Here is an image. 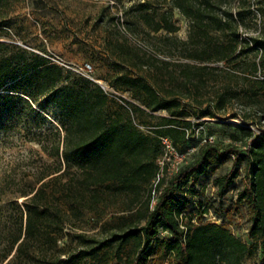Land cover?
<instances>
[{"label": "trees", "instance_id": "obj_1", "mask_svg": "<svg viewBox=\"0 0 264 264\" xmlns=\"http://www.w3.org/2000/svg\"><path fill=\"white\" fill-rule=\"evenodd\" d=\"M162 1L168 5L166 10L155 14L143 10L140 14L149 31H164L171 48L199 64H175L178 68L169 72L167 87L155 80L166 89L163 95L139 76L118 74L112 84L123 83L151 111L166 110L169 116L161 117L156 139L160 142V136L169 137L174 148L183 153L189 149L190 126L183 119L185 99L197 107L205 103L209 114L224 112L232 100H241L252 107L243 114L245 119L258 112L264 115V35L259 30L254 36L240 37L250 0H236V7L232 5L235 0ZM138 5L144 9L147 2ZM173 10L188 23L183 40L171 36L178 29L172 20ZM121 47L118 60L137 66ZM249 57L251 64L240 77L245 85L241 94L222 82L210 96L199 92L207 81V62L239 63ZM47 94L60 113V126L41 130L47 121L46 107L37 103ZM107 102V93L94 80L77 73L64 74L57 64L0 42V126L5 129L10 124L14 129L25 117L30 131L27 138L38 147L0 168V264H240L250 246L227 225L203 221L201 215L196 220L190 215L182 219V214L190 208L192 194H199L198 177L233 155L230 169L215 176L213 183L222 196L243 161L244 180L236 203L250 208L249 234L253 236L261 227L264 212V132L240 127L248 136L243 151L234 145L222 148L205 141L196 158L158 179L156 186L161 191L151 205L157 166L154 155L148 153L149 138L130 117L117 110L106 112ZM134 108L143 112L140 106ZM144 184L148 186L141 199L138 193ZM130 194L133 198L120 211L137 216L135 220L125 218V226L110 230L106 237L99 232L108 220L95 232L85 229L89 218L97 224L106 213L117 212L110 209L111 199ZM198 204L203 207L200 201ZM203 209L205 212L207 207ZM160 230L169 236L160 238ZM130 240L139 254L131 252L123 258L120 249Z\"/></svg>", "mask_w": 264, "mask_h": 264}, {"label": "rangeland", "instance_id": "obj_2", "mask_svg": "<svg viewBox=\"0 0 264 264\" xmlns=\"http://www.w3.org/2000/svg\"><path fill=\"white\" fill-rule=\"evenodd\" d=\"M141 2H147L144 9L138 5ZM232 5L236 7L237 1L232 2ZM248 5L249 11H246L244 21L240 24V37L254 36L259 30L264 35V0H250ZM167 8V3L162 0H0V42L33 52L57 64L64 74L77 73L98 83L108 96L106 112L111 114L117 110L124 114V117H130L132 124L148 136V153L154 155L153 160L158 172L157 160L162 153V147L156 139L155 130L162 123L161 117H167L169 113L164 109L151 111L145 108L128 89H125L123 83L116 81L114 85L112 82L114 83V77L118 74L139 76L153 84L159 94L163 95L166 89L160 85L169 86L167 76L170 71L177 70L175 64H199L195 59L182 57L179 49L171 48L173 45L164 39V31L150 32L140 15L143 10L155 14ZM172 20L178 29L171 36L185 39L187 20L176 10H173ZM118 46H122L124 53L130 54L131 62L137 66H128L118 60ZM249 59L251 57L230 64L207 62L209 69L204 73L207 81L199 92L203 96H210L222 82L228 83L241 94L245 85L240 77L249 68ZM155 80L160 85H156ZM182 102L183 119L190 122L187 128V144L191 148L184 163L196 158L199 146L205 141L213 142L222 148L234 145L241 151L245 150L248 136L239 131L240 127H247L252 133L264 132V115L260 116L259 112L251 114L250 120L243 117V114L252 108L245 101L232 100L224 112L213 114L208 113L210 108L205 103L197 107L187 99ZM37 105L46 107L44 112L47 121L40 129L52 126L59 128L60 113L53 106L52 96H40ZM121 106H124V109ZM138 106L143 112L134 108ZM126 107L131 109V113ZM25 119L24 117L17 123L14 129L10 124L5 129L0 126V168L8 160L27 156L28 149H38L37 145L27 138L26 134L30 131ZM232 161L233 155H230L222 164L210 167L198 177L199 194H192L193 202L188 210L183 211L182 219L185 215H190L192 220H196L201 215L203 221L227 225L237 238L250 246L249 251L241 257L240 264H264V212L261 227L252 236L249 234L250 208L246 204L236 203V193L244 180L243 161L224 194L218 196L216 193L213 178L227 172ZM147 186L142 185L138 193L141 199L146 194ZM133 196L134 194L122 195L116 200L111 199L110 209L113 208L112 210L117 212L106 213L97 224L89 218L85 229L90 233L95 232L99 230L101 222L108 220L109 223L99 232L100 236L106 237L110 230L124 227L125 218L131 222L132 219L135 220L137 216L132 217L128 212L120 211ZM198 201L203 207H207L205 212ZM158 236L161 238L169 234L160 230ZM131 252L139 254V249L132 240L122 245L119 254L124 258Z\"/></svg>", "mask_w": 264, "mask_h": 264}, {"label": "built area", "instance_id": "obj_3", "mask_svg": "<svg viewBox=\"0 0 264 264\" xmlns=\"http://www.w3.org/2000/svg\"><path fill=\"white\" fill-rule=\"evenodd\" d=\"M159 140L162 147V153L160 155V158L157 160L159 164V170L156 173L154 179L152 180V186L150 189L151 205L155 203L156 197L161 191V188L160 187L158 188L156 186L158 179L164 177L165 175L169 176L175 173L180 167V165H182L185 162V156L188 154L189 150L191 149L189 148L187 149L186 152L180 153L174 148L169 137L160 136ZM169 165L171 166L170 169H169Z\"/></svg>", "mask_w": 264, "mask_h": 264}]
</instances>
